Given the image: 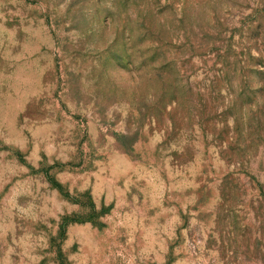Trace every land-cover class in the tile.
<instances>
[{"label":"rangeland","instance_id":"1","mask_svg":"<svg viewBox=\"0 0 264 264\" xmlns=\"http://www.w3.org/2000/svg\"><path fill=\"white\" fill-rule=\"evenodd\" d=\"M0 264H264V0H0Z\"/></svg>","mask_w":264,"mask_h":264}]
</instances>
